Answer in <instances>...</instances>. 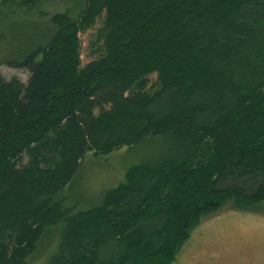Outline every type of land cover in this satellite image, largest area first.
I'll return each instance as SVG.
<instances>
[{"label":"trees","instance_id":"1","mask_svg":"<svg viewBox=\"0 0 264 264\" xmlns=\"http://www.w3.org/2000/svg\"><path fill=\"white\" fill-rule=\"evenodd\" d=\"M18 13L46 24L0 59L28 73L0 72V264H172L226 204L260 212L264 0H0ZM148 139L98 202L68 204L87 152Z\"/></svg>","mask_w":264,"mask_h":264},{"label":"rangeland","instance_id":"2","mask_svg":"<svg viewBox=\"0 0 264 264\" xmlns=\"http://www.w3.org/2000/svg\"><path fill=\"white\" fill-rule=\"evenodd\" d=\"M45 8L51 10L52 6L42 9ZM14 14L11 15V22L0 20V33L4 35L0 45L2 60L21 49L20 46L31 36H38L45 31V20L36 18V14L26 17L24 21L18 20L20 13ZM98 25L96 23L79 34L82 64L94 58L91 51L94 49L93 41ZM0 72L6 79L15 76L25 81L28 76L25 70L4 62L0 64ZM149 79L152 82L155 75H150ZM159 150V142L148 139L131 148L116 149L110 154L94 155L87 152L74 185L67 189L68 204L80 208L95 204L105 190L123 180L125 170L130 165L154 156ZM259 211H238L228 203L215 214L203 218L192 230L172 264H264V206ZM50 249L44 254V260ZM39 257L35 261L31 257L29 262L41 263L43 257Z\"/></svg>","mask_w":264,"mask_h":264}]
</instances>
